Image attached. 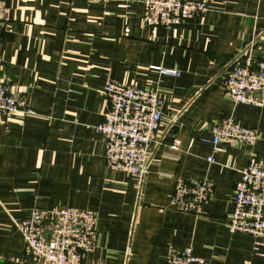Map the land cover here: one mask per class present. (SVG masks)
Returning <instances> with one entry per match:
<instances>
[{
    "label": "crops",
    "instance_id": "0c3cea01",
    "mask_svg": "<svg viewBox=\"0 0 264 264\" xmlns=\"http://www.w3.org/2000/svg\"><path fill=\"white\" fill-rule=\"evenodd\" d=\"M210 2L205 15L169 29L145 22V0H7L0 78L30 113L0 124V263L39 264L16 222L62 206L95 213L96 246L83 264H166L170 249L188 248L215 264H264V241L228 226L243 170L252 155L264 161V106H234L224 90L243 46L255 41L264 57V0ZM108 80L166 102L141 189L106 164L97 127ZM229 118L255 128L257 142L205 141ZM204 178L214 185L204 213L176 210L178 180Z\"/></svg>",
    "mask_w": 264,
    "mask_h": 264
},
{
    "label": "built area",
    "instance_id": "2783aa9c",
    "mask_svg": "<svg viewBox=\"0 0 264 264\" xmlns=\"http://www.w3.org/2000/svg\"><path fill=\"white\" fill-rule=\"evenodd\" d=\"M101 1V0H87ZM210 0H145L144 20L154 27L176 28L190 19L209 12ZM7 0H0V29L11 22ZM255 41L241 49L224 79L226 96L233 105L264 106V57L256 56ZM163 75L177 76L179 72L160 68ZM107 107L103 121L97 127L105 142V159L110 169L136 176L141 189L148 171L151 147L159 143L166 102L155 91L108 80L105 87ZM30 113L23 97L11 84L0 78V124L22 121ZM211 140L215 149L219 144L254 145L258 131L238 123L233 118L213 127ZM181 141L170 144L180 149ZM208 160L214 162L213 156ZM214 192L207 178L178 180L172 197L173 207L196 216L204 213ZM24 236L26 251L39 264H83L97 241L95 213L73 207L54 206L34 208L30 216L16 222ZM231 232L244 233L264 241V161L252 155L243 170V179L236 185L234 207L229 215ZM166 264H215L196 255L191 248L170 249Z\"/></svg>",
    "mask_w": 264,
    "mask_h": 264
},
{
    "label": "rangeland",
    "instance_id": "374dc122",
    "mask_svg": "<svg viewBox=\"0 0 264 264\" xmlns=\"http://www.w3.org/2000/svg\"><path fill=\"white\" fill-rule=\"evenodd\" d=\"M10 8V7H9ZM10 10H11V8H10ZM193 19V18H192Z\"/></svg>",
    "mask_w": 264,
    "mask_h": 264
},
{
    "label": "water",
    "instance_id": "95a60500",
    "mask_svg": "<svg viewBox=\"0 0 264 264\" xmlns=\"http://www.w3.org/2000/svg\"><path fill=\"white\" fill-rule=\"evenodd\" d=\"M0 264H2V263H0Z\"/></svg>",
    "mask_w": 264,
    "mask_h": 264
}]
</instances>
